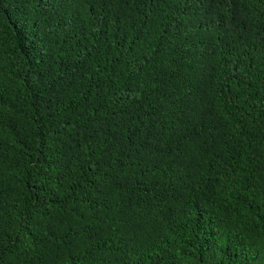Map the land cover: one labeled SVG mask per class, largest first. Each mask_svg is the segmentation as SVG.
Masks as SVG:
<instances>
[{"label":"trees","instance_id":"16d2710c","mask_svg":"<svg viewBox=\"0 0 264 264\" xmlns=\"http://www.w3.org/2000/svg\"><path fill=\"white\" fill-rule=\"evenodd\" d=\"M0 264H264V0H0Z\"/></svg>","mask_w":264,"mask_h":264}]
</instances>
